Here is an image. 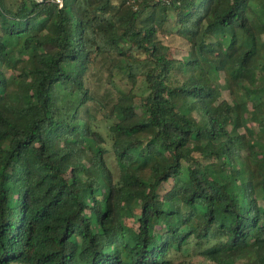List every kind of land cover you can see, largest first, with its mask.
Masks as SVG:
<instances>
[{"label": "trees", "instance_id": "trees-1", "mask_svg": "<svg viewBox=\"0 0 264 264\" xmlns=\"http://www.w3.org/2000/svg\"><path fill=\"white\" fill-rule=\"evenodd\" d=\"M255 134L264 0H0V264H264Z\"/></svg>", "mask_w": 264, "mask_h": 264}, {"label": "rangeland", "instance_id": "rangeland-1", "mask_svg": "<svg viewBox=\"0 0 264 264\" xmlns=\"http://www.w3.org/2000/svg\"><path fill=\"white\" fill-rule=\"evenodd\" d=\"M172 53H173V55L176 56L177 58H182V57L185 55L186 51H184L183 49L177 48V47H173V49H172ZM221 97H222V98H224V97H225V98H230L229 91H228L227 89H224ZM251 125H252L254 128H257V125H256L255 123H251ZM240 133H241V134L237 137V139H244V138H246V137L248 136L247 131H246L245 128H241V129H240ZM257 137H258L257 134H255V135H254V138L258 139ZM258 140H259V142L249 144L248 147L242 149V155H246L251 149H254L255 147H256L257 149L262 148V147H261V144H264V137L261 138V139L259 138ZM261 151H262V150H261ZM257 162H258L257 158H256L255 156L252 155V156H251V159H250V165H255ZM111 163H112V161H111Z\"/></svg>", "mask_w": 264, "mask_h": 264}, {"label": "built area", "instance_id": "built-area-1", "mask_svg": "<svg viewBox=\"0 0 264 264\" xmlns=\"http://www.w3.org/2000/svg\"><path fill=\"white\" fill-rule=\"evenodd\" d=\"M54 1H55L56 3H58L59 5H63L65 0H54ZM140 1H141V0H127V2H129V3L133 4V5H135V7L137 6L138 2H140ZM162 1L169 3V2H171L172 0H162Z\"/></svg>", "mask_w": 264, "mask_h": 264}]
</instances>
